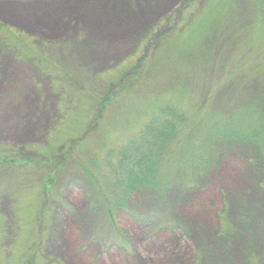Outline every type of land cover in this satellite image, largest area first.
Wrapping results in <instances>:
<instances>
[{
  "label": "rangeland",
  "instance_id": "obj_1",
  "mask_svg": "<svg viewBox=\"0 0 264 264\" xmlns=\"http://www.w3.org/2000/svg\"><path fill=\"white\" fill-rule=\"evenodd\" d=\"M260 2L0 0V150L18 162L0 164V264H264V169L248 145L181 170L180 137L154 159L181 170L166 195L113 199L116 152L163 104L207 123L264 107Z\"/></svg>",
  "mask_w": 264,
  "mask_h": 264
},
{
  "label": "trees",
  "instance_id": "obj_2",
  "mask_svg": "<svg viewBox=\"0 0 264 264\" xmlns=\"http://www.w3.org/2000/svg\"><path fill=\"white\" fill-rule=\"evenodd\" d=\"M258 11L262 21L261 24H264V0H261ZM4 35H9L10 39L13 40H20L19 34L11 29L5 28ZM32 58L34 59V57ZM138 62V66L142 67L143 61L138 60ZM139 71H142V68ZM181 83L187 84L185 81ZM185 90L188 93L189 87H184ZM262 101L263 98L259 96L248 106L224 116H217L212 113L202 114L211 117V123H207L209 121L208 118H205L206 122L203 120H191L187 114H182L178 109L168 108L169 105L163 104V109L159 112L160 116L154 117L153 120L151 118L136 134L125 138V143L117 152L115 151L119 160L113 173L115 179L114 192H117L116 196L113 197L115 200L114 205L125 206L134 192L140 189L157 191L162 195H166L169 189L173 187V181L184 166L202 169L203 166H206L209 155L219 143H242L255 149L258 152L259 163L264 169V107ZM108 102L110 101L105 103ZM101 104H103V101H101ZM143 107V105L137 106L136 109L130 111L138 114ZM146 108L143 110H146ZM203 111H205L203 108L200 109L201 113ZM103 118L104 114L101 113L94 120L99 123L98 121ZM198 122H200V126ZM198 126L200 128V139L191 141L190 138L193 137V134L199 135ZM188 134L189 138L185 139ZM180 137L181 149L186 147L184 153L187 150L189 151L186 152L184 158H181L183 160L181 161V170L174 171V174L166 177L167 173L163 171L166 165H156L154 159H159V157L163 156L166 163L169 156L177 153L180 143L178 139ZM203 139H206L208 144L204 150L198 153L194 147ZM172 142L176 143L174 148H170ZM110 153H113V150ZM107 159L109 160L110 157ZM17 163V159L11 157V153L0 150V164ZM54 181L55 178L48 180L45 187L46 191H50ZM138 221L144 222L142 220Z\"/></svg>",
  "mask_w": 264,
  "mask_h": 264
}]
</instances>
